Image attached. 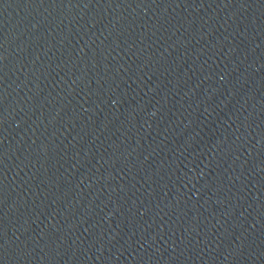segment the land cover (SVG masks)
I'll return each mask as SVG.
<instances>
[{"label": "water", "instance_id": "obj_1", "mask_svg": "<svg viewBox=\"0 0 264 264\" xmlns=\"http://www.w3.org/2000/svg\"><path fill=\"white\" fill-rule=\"evenodd\" d=\"M0 264H264V0H0Z\"/></svg>", "mask_w": 264, "mask_h": 264}]
</instances>
